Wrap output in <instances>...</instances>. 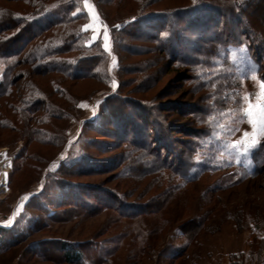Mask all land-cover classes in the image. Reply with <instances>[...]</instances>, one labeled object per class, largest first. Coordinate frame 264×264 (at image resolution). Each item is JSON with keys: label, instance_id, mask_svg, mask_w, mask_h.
I'll return each instance as SVG.
<instances>
[{"label": "trees", "instance_id": "obj_1", "mask_svg": "<svg viewBox=\"0 0 264 264\" xmlns=\"http://www.w3.org/2000/svg\"><path fill=\"white\" fill-rule=\"evenodd\" d=\"M0 1L16 4L13 8L0 4V67L3 66L0 72V147L5 144L6 137L11 138L12 143L22 140L23 146L15 156L17 167L14 170L21 172L29 166V162H45L44 157L29 149L32 144L57 148L63 145L65 127L54 122L66 123L75 117L72 112L77 110V99L70 94L69 88L87 80L105 85L96 71L102 60V50L97 42L83 44L85 32L80 26L87 17L83 10L76 11L82 0ZM158 1L93 0L98 14L107 24L118 22V9L128 4L138 5L140 12H137L136 18L141 27L133 25L119 32L131 40L143 38L144 42L152 41L156 45L159 40H165L166 53L172 57H186L188 55L185 50L195 48L194 40H191L190 47L184 49V41L188 40H184L185 37L176 30L174 25H178L196 34V40L204 41V44L197 43V53L205 54L207 44L214 43L219 45L218 53H210L218 56L224 47L222 52L225 59L227 60V53L233 58L227 64L232 67L230 76L234 79L264 70V37H260V41L258 32L253 29L258 23V17L256 20L253 10L258 4L264 5V0H192L178 9L145 11ZM222 7L226 9L222 10ZM244 10L249 12L246 15L249 19L247 21ZM223 14L236 25L237 31L241 33V40L243 36L247 39L251 37L256 46L248 47L242 41L234 39L232 31L228 33L218 30L217 25ZM172 15H175L176 20ZM164 17L169 18L165 20ZM206 32H212L213 38L207 37ZM232 44L238 45L233 47ZM94 49L95 53H91ZM236 59L250 61L253 66L236 63ZM120 87L121 84L113 93L104 96L101 110H105L104 113L106 112L110 121H116L114 124L119 122L118 126L122 127L124 136L132 134V141L146 138L153 141L152 148L155 147V150L164 148L171 153L163 133L164 125L153 115V110L121 94ZM120 107L127 110H115ZM129 107L131 109L128 110ZM197 109L200 112L195 111L191 117L204 118V109ZM141 128L150 132L140 135L136 129ZM55 138H58V142L54 141ZM207 138L209 144L220 150L219 139L211 135ZM136 144L131 148L132 154L137 150L139 152L122 158L120 165L139 161L141 165H152L149 171L141 172L140 177L126 178L135 183L132 189L142 180L149 179L146 189L148 192L153 190L155 194L126 195L127 198L134 197L135 200L131 203L125 195H118L116 192L104 193L100 189L88 192L83 186L64 179L62 173L65 172H58L60 177L52 174L46 185L55 184L56 191L53 193L46 190L45 185L39 193L34 194L31 198L38 205L36 209L48 211L47 204L52 202L50 195L57 194L61 199L73 202L69 206L76 211L75 216L78 218L84 219L88 214L105 211L109 214L103 227L109 235L101 241L96 237L91 238L93 240L76 242L43 238L30 242L24 252L36 261L47 262L46 259L52 258L61 264H203L215 254L219 255L213 258V264H217L218 258L223 254L229 257L231 264H264V197L248 195L252 200L238 203V206L235 205L229 211L228 203L217 194L264 177V141L248 147L247 151H233L234 163L244 169V174L231 181L228 179L229 175H226L228 181L225 182L221 176L219 182L200 189L199 195H189V192L206 177L222 172L225 167H221V164H228V161L219 159L215 161H222L221 164L211 165L210 162L215 157L213 159L207 153L201 158L202 162L189 163L190 161L183 159V155L176 153L173 155L176 163H168L167 159L161 158L152 148ZM186 151L189 152L190 148H186L184 152ZM79 158L76 167L94 166L100 162H94L93 155L86 154ZM191 164L196 167L193 172L188 168ZM230 167H233L232 163ZM57 189L61 191L57 192ZM109 201L111 203L107 204ZM40 216L37 215L35 220H31V223L40 220L36 225L28 226L31 233H22L17 224L8 228L0 227V256L26 242L31 235L45 230L52 222H66V217L58 216L54 212L47 214L51 223L42 221ZM225 222L232 224L235 234L244 235L241 245L238 243L224 253L215 247H205V239L218 233ZM154 252L156 256L153 261Z\"/></svg>", "mask_w": 264, "mask_h": 264}, {"label": "rangeland", "instance_id": "obj_2", "mask_svg": "<svg viewBox=\"0 0 264 264\" xmlns=\"http://www.w3.org/2000/svg\"><path fill=\"white\" fill-rule=\"evenodd\" d=\"M159 1L145 11L178 9L188 5L192 0ZM0 4L9 5L12 8L16 5L4 1H0ZM137 6L128 4L118 9L116 14H118L119 20L115 24H107L101 19L93 0H82L81 6L77 8L76 11L83 10L87 17L80 26L81 30L85 32L83 44L91 45L97 42L101 46L102 60L96 71L105 85L87 80L76 83L74 87L69 88L70 94L77 99V110L72 112L75 117L67 120L66 123L53 121L56 125H64L65 127L63 145L57 148L32 144L29 149L44 157L45 162H29V166L21 172L14 170L17 167L15 156L23 146L22 140L12 143L11 138L6 137L5 144L0 147V197L2 198L0 210L4 215L2 223H6L5 216L11 211V216L14 218L13 225L17 224L22 233H31L32 231L28 226H34L40 221L38 219L37 222L31 223V220L37 215H41V220L48 223H51L47 219L48 212L66 217V222L61 224L52 222L45 230L31 235L26 242L11 249L7 254L1 255L0 264H61L52 258L46 259L47 262L36 261L24 251L30 242L43 238H59L76 242L93 240L91 238L96 237L101 241L109 235L103 227L109 214L105 211L99 214H88L84 219L78 218L75 216L76 211L69 206L73 202L64 198L61 199V196L59 197L57 194L50 195L52 202L47 204L48 211L42 212L36 209L38 205L31 197L39 193L43 187L45 188L52 174L60 177L58 172H65L62 173L64 179L83 186L84 190L88 192L100 189L104 193L116 192L118 195H125V197L126 195H153L156 193L152 192L153 190L147 191L146 185L149 179L142 180L136 188L132 189L135 183L132 179L126 178V176L140 177L141 172L149 171L152 165H141L140 161L139 163L128 162L120 165L122 158L125 159L128 155L133 156L139 152L137 150L135 154H132L131 148L135 143L143 144L151 149L154 146L153 141L146 140V138L143 140L140 137L141 141H132V134L124 136L122 127L118 126L119 122L114 124L116 121H110L109 116L106 115V112L104 113L105 110H101L104 96L113 93L120 84L121 94L147 105L153 110V115L158 117L159 123L164 125L163 133L171 153H168L167 149L164 148H156L155 150L154 147L152 149L161 158L167 159L168 163H176L173 156L176 153L183 155V159H187L190 161L189 163L202 162L201 158L207 153H210L213 159L215 157L213 162H210L211 165L212 163L221 164L222 161H215L219 159L228 161V164H221V167H225L222 172L200 181L201 183L196 184L191 189L189 195H199L200 189L205 186L208 187L214 182H219L221 176L224 182L228 181L226 175H229L230 181L240 177L245 171L235 165V158L232 156L233 151H247L248 147L264 141V88L261 87L264 85V70L251 76L234 79L230 76L232 67L227 64V61L233 58L227 53V60L225 59L224 52H222L223 45H221L223 48H221L218 56H214V53H218L219 45L214 43L207 44L205 54L197 53V43L201 44L204 41L196 40V34H192L193 32L184 30L178 25H174L176 30L185 37L182 39L188 40L184 41V49L190 47L191 40H194L192 42L195 43L194 49L188 50L187 48L185 50L186 55H188L186 57L168 55L165 40H159L156 45L152 41L144 42L143 38L141 40L129 39L119 31L131 28L133 25L141 27L136 18L137 12H140L138 11L140 8ZM221 9L226 8L222 7ZM243 12L247 21L246 15H249V12L245 10ZM253 12V15H256V20L258 17V23L253 29L262 34L261 36L257 33V37L261 41L264 37V5L258 4ZM172 17L173 19L176 18L175 15ZM168 18L164 17L165 20ZM219 21L218 30L228 33L232 31L235 36L234 39L242 41L248 47L256 46L251 37L247 39L243 36L241 40L239 36L241 33L237 31L236 25L226 15L223 14ZM106 33L108 36L107 48H105ZM205 35H208L209 38L214 36L212 32H206ZM237 45L232 44L231 46ZM91 53H95V49ZM235 61L243 65L253 66L250 61L243 62L237 59ZM262 67H264V61ZM2 68L3 66L0 67V72ZM114 83L115 88L112 86ZM197 107L204 109V118L191 117L195 111L200 112ZM122 109L126 108H115V110ZM129 129L131 131V127ZM136 130L140 132V135L150 132L146 128ZM208 135L219 139L220 150L209 144ZM54 141L58 142V138H55ZM186 148H190V151L185 153ZM86 154L93 155L96 160L94 162H100L94 166L83 167L81 165L76 167L77 159ZM230 163L233 164V167H230ZM193 165L188 166L192 172L196 168ZM68 171L70 173H67ZM47 185L46 190L55 193V184ZM58 191L61 190L57 189ZM217 194L228 203L227 210L232 211L231 209L235 205L238 206L247 200H252V197H248V195H262L264 197V177L247 181ZM71 199L73 200V198ZM127 199L131 203L135 200L134 197ZM110 203V201L107 202V204ZM243 238L244 235L234 233L232 224L225 222L218 233L211 234L205 239L204 246L215 247L224 253L233 249L238 243L240 246ZM203 249L205 248L203 247ZM218 255L215 254L214 257ZM155 256L156 252L153 253L152 260ZM213 258H208L207 263L203 264H213Z\"/></svg>", "mask_w": 264, "mask_h": 264}, {"label": "crops", "instance_id": "obj_3", "mask_svg": "<svg viewBox=\"0 0 264 264\" xmlns=\"http://www.w3.org/2000/svg\"><path fill=\"white\" fill-rule=\"evenodd\" d=\"M2 203V198L0 197V205ZM11 211L10 213L6 214V223H2V217H4V215L2 214V211L0 210V227H4V228H8L11 227L13 225V220L14 218H12L11 216ZM217 264H231L230 263V259L226 254H223L222 256H220L217 260Z\"/></svg>", "mask_w": 264, "mask_h": 264}, {"label": "snow or ice", "instance_id": "obj_4", "mask_svg": "<svg viewBox=\"0 0 264 264\" xmlns=\"http://www.w3.org/2000/svg\"><path fill=\"white\" fill-rule=\"evenodd\" d=\"M107 41H108V36H107V33H106V34H105V48L108 47V43H107ZM112 86H113V88H115V87H116L115 83H114ZM261 87L264 88V85H261Z\"/></svg>", "mask_w": 264, "mask_h": 264}]
</instances>
